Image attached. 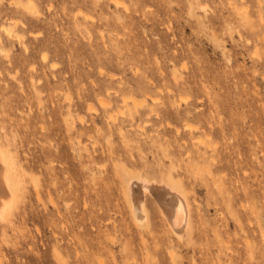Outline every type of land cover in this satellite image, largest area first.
Returning <instances> with one entry per match:
<instances>
[{
	"label": "rangeland",
	"instance_id": "374dc122",
	"mask_svg": "<svg viewBox=\"0 0 264 264\" xmlns=\"http://www.w3.org/2000/svg\"><path fill=\"white\" fill-rule=\"evenodd\" d=\"M263 37L264 0H0V146L22 170L0 264H82V236L104 264H171L169 245L264 264ZM127 172L195 199L182 241L151 196L141 236Z\"/></svg>",
	"mask_w": 264,
	"mask_h": 264
},
{
	"label": "bare ground",
	"instance_id": "6f19581e",
	"mask_svg": "<svg viewBox=\"0 0 264 264\" xmlns=\"http://www.w3.org/2000/svg\"><path fill=\"white\" fill-rule=\"evenodd\" d=\"M33 7L34 6L32 4L31 8ZM84 15L85 12L83 13V16ZM85 16L87 19L89 18L87 17V13ZM11 23L15 25V20L14 23L13 21ZM11 23L10 24L7 23V25L11 26ZM16 24L18 23L16 22ZM13 27L14 29H16L15 28L16 26ZM10 28L8 29L9 31L7 30V28H5V30H7L6 31L7 33H9L13 29ZM13 32L12 34L15 35L16 33ZM136 103L137 102L135 101L133 102V104ZM5 168L6 170L8 168L12 172L16 173V176L13 173L15 177L21 176L22 174L21 166L18 164V161L16 160V156L14 155L11 148H9L8 143L3 146H0V216H2L3 213L7 211V209L9 211L10 209L9 207L13 205V201L18 198V194H19L18 190L21 189V188L19 189L21 179H18V177L16 179L14 177L11 178L9 174L11 175L12 172L11 171H10L11 173L6 172ZM179 182H180L179 180L173 181L171 179H164L162 176L158 178H150L147 175L141 173L127 172L125 174V177L122 181L123 183L122 187L125 196L127 210L133 223L138 228H140L141 236L145 237L146 235L145 237L146 241L147 238H150L152 236L151 235L152 226L150 227V222H149L150 211L148 210V203H147L148 196L149 197L151 196V198L155 201L157 211L161 213L159 214V216L161 215L160 217H163L164 221L166 222L169 237H173L179 242L184 239L185 235L189 231L192 220L191 207L195 199L189 195L187 190L182 188ZM23 192L24 191H22L21 193ZM83 202H84V206H86L85 205L86 199ZM82 239H81V245L84 254L82 255L81 263L104 264V261L101 259V257H99V255L96 252H92V251L89 252L88 250V247H90L89 244L87 243L86 240H84L83 243ZM107 239L111 245L116 243V241H114L113 235H108ZM170 239L171 238H169V243L171 244L172 240ZM154 242L156 243V241ZM93 243L95 245H93L92 247H96L99 250H101L99 241L95 240ZM174 247L177 248L176 245ZM174 247L172 245H169L168 253H169L170 261L172 262L171 264L173 263L178 264L176 263L177 252L174 250ZM144 255L146 262H148L153 257L149 254L147 248L144 250ZM126 264H141V263H138L137 261H133L131 263L126 262Z\"/></svg>",
	"mask_w": 264,
	"mask_h": 264
}]
</instances>
